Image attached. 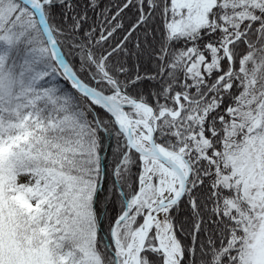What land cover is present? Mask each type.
Wrapping results in <instances>:
<instances>
[{
    "label": "snow or ice",
    "instance_id": "obj_1",
    "mask_svg": "<svg viewBox=\"0 0 264 264\" xmlns=\"http://www.w3.org/2000/svg\"><path fill=\"white\" fill-rule=\"evenodd\" d=\"M0 264H264V0H0Z\"/></svg>",
    "mask_w": 264,
    "mask_h": 264
}]
</instances>
